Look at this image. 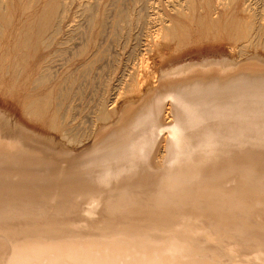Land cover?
I'll use <instances>...</instances> for the list:
<instances>
[{
    "label": "bare ground",
    "instance_id": "bare-ground-1",
    "mask_svg": "<svg viewBox=\"0 0 264 264\" xmlns=\"http://www.w3.org/2000/svg\"><path fill=\"white\" fill-rule=\"evenodd\" d=\"M69 1H64L59 18L56 14L47 24L36 22L39 32L28 33L24 48L35 40L36 49L42 44L52 48L73 3L79 1L75 15L87 19L89 30L84 29L82 43L73 50L76 59L86 56L92 40L88 35L109 24L106 10L101 13L104 0L93 6ZM123 1H112L114 37L126 31L131 40L138 30L139 35L147 31L168 41L175 29L158 8L160 0H134L132 10H124ZM203 1L217 14L224 4L232 6L237 0ZM261 1L243 0L250 27L237 47L241 59L170 66L160 72L166 81L159 90L154 88L149 100L136 108L129 110L130 104L122 115L109 109L103 96L96 111L102 128L93 152L88 149L91 154L83 160L73 163L63 159L65 155L49 154L46 144L57 146L56 139L0 110V264H264V55L259 52H264V17L256 18L254 11ZM173 4L165 5L169 14L186 13L183 3ZM4 21L0 18L1 34ZM73 22L59 45L71 47L82 27L76 30ZM252 49L257 52L244 61ZM91 58L85 62L88 66L96 61ZM51 69L37 80L59 78L61 72ZM142 79L135 75L130 92L140 94L146 83ZM24 110L39 115L32 105ZM118 113L119 123L109 127ZM52 124L66 146L81 145L79 133Z\"/></svg>",
    "mask_w": 264,
    "mask_h": 264
},
{
    "label": "rangeland",
    "instance_id": "rangeland-1",
    "mask_svg": "<svg viewBox=\"0 0 264 264\" xmlns=\"http://www.w3.org/2000/svg\"><path fill=\"white\" fill-rule=\"evenodd\" d=\"M1 1L3 2L5 0H0V5L2 4ZM64 1L65 3H68L69 0H48V2L47 0H6L5 4L3 2L4 9H0V18L5 17L4 25L6 28L2 31V34L0 32V110L10 114L13 119L16 117V120L24 124L27 128L37 133L40 132L39 134L42 133L48 138L52 137V139H56L58 148L57 146L52 147L53 144H49L50 146L46 144V151L49 152L50 150L51 152H49V154H57V156L58 154L59 156L62 155L60 158H63L65 155L64 157L66 158L63 159L70 160L73 163L88 157L93 152L91 147L95 148L94 141L99 137V132L102 128V124L96 119V111L99 100L103 96L107 100L109 109L116 108L118 111H120V114L125 109L130 107V104L133 105L131 108H129V110L134 107L136 108V105H141L149 100V97L152 96V90H155L154 88L158 89L161 83L166 81L164 80L162 72L170 68V66L182 63L188 64L192 62H202L206 59L219 60L223 58H230L231 60H235L237 58V60H239L241 59V55L237 50V47L239 44H241V40L245 39L249 35L247 28H249L250 25L246 23L249 17L248 14L243 13V0H237L235 5H232L233 7L224 4L226 8L224 6H222L223 8L220 7L217 11V14L211 7H209L208 2L203 0H165L163 3V0H160L158 8L160 7L159 9L163 10V12L168 16V20H172L173 27L175 29L171 33L168 41L163 38L159 39L160 37L156 36L153 38L147 31H142L143 33H141V30L140 33L142 35H139V32H137L138 30H135L138 35L133 32L134 34L132 37L135 36L134 38H136L137 36V38H131V40H129L128 36L126 35L128 33L123 31V34L127 36L124 40L125 36L122 35V31H119L120 33L118 36L114 37V32L112 30V23L117 19L115 14L116 7L113 5V0H104L101 13H103L104 9L106 10L107 13H105V16H107L105 17V20H107L106 24L109 23L108 27L105 25L106 27H104L102 30L104 32H102L101 28L98 26V28L96 27L97 29L94 28L88 35L89 39L91 35L92 40H89L90 45L88 46L90 48L87 47L86 56L84 54V56L82 55L76 59L74 57L73 46L75 44L78 45L82 43V34L85 32L84 29L89 30V26H87V19L84 16L81 17L79 14L78 16L75 15L77 14L76 12L81 4V2L75 1L69 10L68 18L64 24L63 33L59 36H56L58 39L54 40L52 48H45V46L41 43L42 45L36 49L37 46L34 47L33 45H37L39 42L38 40H35L34 42L32 41L31 47L29 49L24 48L23 43L26 40L28 33L32 32V34L37 35L39 32V26L36 22L42 19L43 22L47 24V21L50 19H56V14L59 18L60 12L62 13L64 9ZM166 1H168V3ZM178 1L180 2L178 3ZM175 2L179 5L181 3V6L184 4L182 7H187L189 10L187 8V10L183 8L186 10V13L184 11L183 15L181 16L175 15L177 19L174 20L172 18L176 17H174V14H169V11L166 7L170 5L172 6V4ZM83 3H91L90 5L93 6L96 5V0H83ZM133 3L134 0L133 2L132 0H124L122 2V5L124 4L122 8H125L124 10H126V8H129L128 10H132L134 7ZM228 3H230V1ZM185 4L187 6H185ZM257 4L258 7H254V9H256L254 10L255 16L256 18H260V16L263 18L264 15L262 14H264V2L261 1V3L259 2ZM196 5L198 6V9ZM211 13H213L214 16H212ZM218 16L220 19H218ZM71 22H73L75 28L79 27V25L82 27H80V29L76 28V30L78 29L79 31L74 33V40L72 41L71 47L61 46L59 44L63 42L64 35L67 33V26ZM176 27L178 29H176ZM100 32L102 33L103 37L101 36ZM109 32H112L111 36ZM144 32L147 33L145 34ZM121 35L122 38L120 37ZM21 37L23 38L21 39ZM233 38L236 39V41ZM138 40H140L139 43ZM91 41L94 43H91ZM130 41L131 43H129ZM154 42L156 44L158 43V46L156 44V46L152 45ZM255 51L256 50L254 49L250 50V55H247V57H243L242 59L245 58L244 61L249 59L250 56L255 53ZM259 52L264 55L262 50ZM90 58H96V63L94 62L92 66L85 64V62L87 63ZM167 60L169 61L167 62ZM66 63L67 65H65ZM167 65L169 67H167ZM64 66L65 69H62ZM49 67H52L51 70L54 72H61V75L59 78L55 77L56 79L54 80L44 81V83L42 82L44 84L43 85L37 79L42 77L41 74H49ZM89 68H91V71L87 70ZM69 73L70 75L71 73L74 75L68 77L67 75H69ZM149 74L151 75L149 76ZM135 75L136 77L138 76L143 78V82L146 81L145 85L142 83V93L140 92V94L130 92V84H132ZM74 77L76 78V81L73 79ZM67 79L71 81L68 82ZM145 86H152L153 88H146ZM67 91L69 94L63 97L62 94L66 93ZM130 93L132 94L131 96L129 95ZM127 94L132 99L125 97ZM133 94H135L136 97ZM137 94L139 95L137 96ZM61 96L63 99H61ZM59 97L60 100L58 99ZM66 97L68 100H66ZM135 98L137 99L135 100ZM31 105L32 107L34 106L39 109V115H35V117L33 115L30 116L26 110H24L26 107ZM121 115H119V113L115 115L114 117L116 118L114 119L113 117L111 123H109L108 126H115L116 123H119ZM52 122L57 124V126H59L57 128L59 129L60 125L62 124L64 127L66 126V128L69 130V134L79 133L78 135L83 136L84 139L82 138L81 145L79 147L74 145L72 148L71 145L70 148L69 146H66V141L62 139V133L58 129L54 128ZM9 132H11V130ZM39 144L41 143H38V145ZM60 147H63L62 151L56 153L58 149L61 150ZM68 148L71 150H67ZM88 149L91 150V153L89 154ZM67 151L69 152L67 153ZM78 156H80L79 159H77ZM70 157L72 158L70 159Z\"/></svg>",
    "mask_w": 264,
    "mask_h": 264
}]
</instances>
